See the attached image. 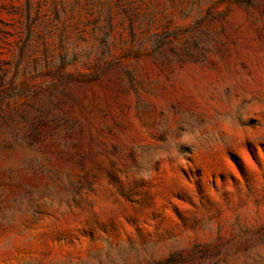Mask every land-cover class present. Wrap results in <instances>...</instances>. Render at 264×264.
<instances>
[{"label": "rangeland", "instance_id": "obj_1", "mask_svg": "<svg viewBox=\"0 0 264 264\" xmlns=\"http://www.w3.org/2000/svg\"><path fill=\"white\" fill-rule=\"evenodd\" d=\"M0 264H264V0H0Z\"/></svg>", "mask_w": 264, "mask_h": 264}]
</instances>
